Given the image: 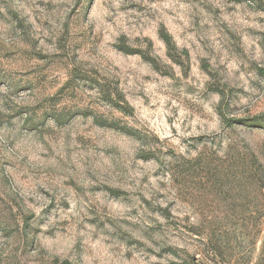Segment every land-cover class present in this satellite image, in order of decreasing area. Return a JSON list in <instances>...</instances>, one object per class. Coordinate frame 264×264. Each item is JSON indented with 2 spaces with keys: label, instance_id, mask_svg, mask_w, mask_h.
Here are the masks:
<instances>
[{
  "label": "rangeland",
  "instance_id": "1",
  "mask_svg": "<svg viewBox=\"0 0 264 264\" xmlns=\"http://www.w3.org/2000/svg\"><path fill=\"white\" fill-rule=\"evenodd\" d=\"M0 264H264V0H0Z\"/></svg>",
  "mask_w": 264,
  "mask_h": 264
},
{
  "label": "trees",
  "instance_id": "2",
  "mask_svg": "<svg viewBox=\"0 0 264 264\" xmlns=\"http://www.w3.org/2000/svg\"><path fill=\"white\" fill-rule=\"evenodd\" d=\"M166 40H167V38H166ZM228 122V121H227Z\"/></svg>",
  "mask_w": 264,
  "mask_h": 264
}]
</instances>
